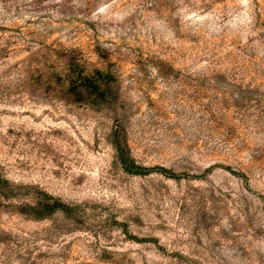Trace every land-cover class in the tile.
Returning <instances> with one entry per match:
<instances>
[{"label":"rangeland","instance_id":"374dc122","mask_svg":"<svg viewBox=\"0 0 264 264\" xmlns=\"http://www.w3.org/2000/svg\"><path fill=\"white\" fill-rule=\"evenodd\" d=\"M0 264H264V0H0Z\"/></svg>","mask_w":264,"mask_h":264},{"label":"trees","instance_id":"16d2710c","mask_svg":"<svg viewBox=\"0 0 264 264\" xmlns=\"http://www.w3.org/2000/svg\"><path fill=\"white\" fill-rule=\"evenodd\" d=\"M109 75L95 71L93 73H84L78 70L77 65L74 63L69 64L67 73L65 75L68 89L71 92L77 93L82 96L84 93L97 98H104L105 86L109 81ZM112 146L115 151V158L122 170L131 175H145L149 173L150 169L138 165L130 155L128 145L125 137L113 133ZM64 205L57 199L54 200L53 205H46L51 211L61 209Z\"/></svg>","mask_w":264,"mask_h":264}]
</instances>
